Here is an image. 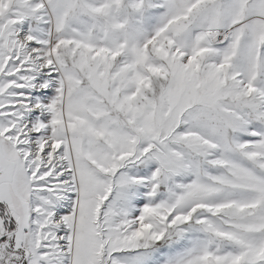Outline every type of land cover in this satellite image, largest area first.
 Segmentation results:
<instances>
[{"label":"snow or ice","instance_id":"1","mask_svg":"<svg viewBox=\"0 0 264 264\" xmlns=\"http://www.w3.org/2000/svg\"><path fill=\"white\" fill-rule=\"evenodd\" d=\"M0 264H264V0H0Z\"/></svg>","mask_w":264,"mask_h":264}]
</instances>
